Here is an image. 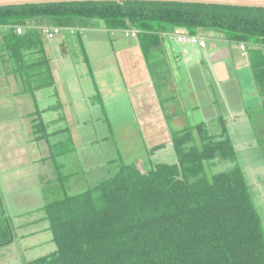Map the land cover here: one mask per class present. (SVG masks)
Here are the masks:
<instances>
[{"label":"trees","instance_id":"obj_1","mask_svg":"<svg viewBox=\"0 0 264 264\" xmlns=\"http://www.w3.org/2000/svg\"><path fill=\"white\" fill-rule=\"evenodd\" d=\"M102 26L109 31H139L136 38L147 59L168 29H184L192 36L201 31L227 33L234 45L251 50L264 45L263 8L86 2L0 7V28L7 29L0 52L17 65L13 69L26 91L28 83H34V94L54 84L45 56L47 44L37 29L58 27L74 34ZM17 28L23 29L22 35ZM251 52V70L261 97L256 118L261 121L264 54ZM27 55L40 57L23 67ZM259 143L264 146V140ZM173 148L176 162L171 165L150 162L146 171L133 163L123 165L88 192L46 206L41 210L48 225L44 232L51 233L57 252L26 264H264L263 223L236 164L225 124L219 137L210 136L203 125L174 136ZM157 149L150 151L149 158ZM214 161L235 165L208 178L206 166ZM5 241L0 231L1 247Z\"/></svg>","mask_w":264,"mask_h":264},{"label":"crops","instance_id":"obj_2","mask_svg":"<svg viewBox=\"0 0 264 264\" xmlns=\"http://www.w3.org/2000/svg\"><path fill=\"white\" fill-rule=\"evenodd\" d=\"M34 26L30 25L35 29ZM6 30L0 28V36L6 33ZM106 31L102 26L95 31L81 32L84 54L82 61L88 68L91 67L86 75L88 81L83 82V90L76 83L69 81V76L63 73V67L59 66L57 57L48 45L45 56L49 61L48 67L54 81L52 87L48 86L49 81L46 79L48 87L35 90L33 94L32 82L28 83L29 88L26 91L25 82L20 79L19 84L17 79L11 73L6 74L0 65V159L1 148L18 149L12 156L5 158L6 165L14 171L17 170L10 182L23 180L26 184L31 178H42L45 187L51 191L54 186L62 189L64 182L60 180L66 179L68 173L64 177V169H60L63 164L68 165L72 161L75 163L77 158H85L88 166L86 167L91 174L99 169L103 171L104 178L109 177H96L92 180V175L86 179L78 175L70 176L67 184L72 186L66 190L68 194L79 192L82 188L86 193L91 190L89 186L94 181L102 183L117 174L123 164L114 166V148L104 152L102 147L103 144H108L109 139L114 138L111 127L105 122L106 119L111 120L113 112L117 115L115 121L122 119V126L116 124L122 132L135 127L133 134L138 135L136 141L144 154L145 151L158 148L151 158L143 155L136 159L134 162L137 168L145 160V164L163 163L167 154L173 155L169 158L175 163L176 156L171 152L174 151V136L182 135L188 130H196L200 125L205 127L210 136L219 137L222 135V124H225L232 144L238 143L237 137H247L248 133L254 130V127L248 124L250 120L247 112L254 107L260 110L261 99L251 96L250 103L242 105L241 98L251 89V83L243 78V74L239 76L240 72L247 73L246 69L251 70L248 48H245V52H242V46H239L240 50H234L235 45L229 38L222 34L217 37L210 36V31L198 32L195 35L205 39V49L182 44L178 42L177 36H187L191 33L180 29L173 34H161L159 38L162 44L150 56L151 59H147L137 38L126 37L123 31H109L110 34ZM90 33L99 35V40L89 36ZM65 45L64 43L63 46ZM234 86L240 91V99L236 96L234 101L229 102L228 99L232 98L235 92ZM227 94H231L229 98ZM163 97L167 98L162 101ZM120 98H123L124 102L117 101ZM94 99L98 100L97 104L93 103ZM91 109L102 111L106 117L96 116L94 120L91 116L93 122L88 120L87 115ZM25 118L31 122L26 125L28 130L20 132L17 126L22 124ZM128 120H133L134 124H129ZM256 121L258 122L257 118ZM39 123L42 127L35 132L34 128ZM86 124L90 125V138H85L81 133ZM257 126L260 133L255 138L264 137L262 125ZM104 128L109 134L102 140L98 131ZM210 129L217 132H211ZM1 132L12 133L9 137L14 138L11 141L14 145H5L6 141H3ZM197 132L194 133L195 139L199 138ZM118 136L120 137L119 134ZM235 137L237 139H232ZM199 145L200 142L197 143V146ZM245 146L248 147L249 144ZM234 149L237 153L239 148L236 146ZM157 153H163L165 156L163 159L153 160ZM219 163L221 162L214 161L209 165L214 167ZM98 164L100 166L97 167ZM145 164L141 168L144 171L150 165ZM236 164L239 166L237 162ZM209 165L206 168L210 167ZM97 183L95 187L98 186ZM20 190L27 193L28 189L22 187ZM43 219L42 217L38 221L26 222L25 225L31 228L45 223L46 229L48 225ZM44 231L40 233L47 232ZM37 233L34 230L23 236V239L36 236Z\"/></svg>","mask_w":264,"mask_h":264},{"label":"rangeland","instance_id":"obj_3","mask_svg":"<svg viewBox=\"0 0 264 264\" xmlns=\"http://www.w3.org/2000/svg\"><path fill=\"white\" fill-rule=\"evenodd\" d=\"M48 25H52L50 21H46ZM140 30V26L138 27ZM152 29L157 30L158 28L156 26H153ZM187 31V30H185ZM139 32V31H138ZM204 32V31H201ZM94 33V32H93ZM107 34L109 33V30L106 31ZM166 33L173 34L176 33V30L174 29H168L166 30ZM219 34H222L228 38L229 34L227 33H220L216 31H210V36L217 37ZM89 36H94L97 41L99 40V35H94L92 33L89 34ZM97 36V37H96ZM82 33H74L71 34L69 31H64L61 36L56 38L54 41H50L48 43H45L48 45V48L54 52L56 58V61H58L59 66L63 67L62 71L66 76H69V81L76 83V85H79L82 89L85 85L83 82L88 81L87 72L91 70V67H87L86 63L82 61V58L84 57L83 51H82ZM2 41V36H0V42ZM66 44L63 46V44ZM68 44V45H67ZM256 45V44H255ZM85 46V44H84ZM115 47V46H114ZM228 48H230L228 46ZM248 48V56L249 58L252 55L251 51H260L259 55L264 54V45L263 49L261 47L259 48ZM234 50H240L239 46H234ZM66 52V53H65ZM1 53V59H0V65L2 66V70L8 74L11 73L13 77L17 79V82L20 84V77L18 74L15 73L16 64L14 62L10 61L9 55L7 53ZM251 53V54H250ZM67 55V56H64ZM87 56V55H86ZM40 55L36 56H28L27 59L25 58V62L21 63L23 66L24 64H29L32 60L39 58ZM151 59V57H150ZM259 61V59H258ZM24 67V66H23ZM14 68V69H13ZM88 68V69H87ZM245 70V69H244ZM246 72H240L239 76L241 74L244 75V79L248 80L251 83V89L244 93V97L241 98V103L247 104L250 103L251 96L258 98V100L261 99L259 92L256 88L254 79H253V73L251 70L246 69ZM42 80V79H40ZM34 82V81H33ZM233 80L231 81V86H233ZM31 83V82H30ZM34 86V83L32 85ZM235 87V86H234ZM84 89V88H83ZM82 89V90H83ZM258 93V95L256 93ZM231 94H227V98L230 97ZM240 99V91L235 87V92L233 94V97L228 99L230 101H234L235 98ZM167 98L163 97L161 99L162 101ZM131 99V98H130ZM122 100V101H121ZM81 101V100H79ZM93 101V100H92ZM117 101L124 102L123 98L118 99ZM26 102H29L26 100ZM98 100L94 99L93 103L97 104ZM172 102V100H170ZM168 104V103H167ZM237 106V105H236ZM237 108V107H236ZM259 109L257 107H254L249 110V120L248 124H250V127H254L253 131H250L248 133L247 137H237L238 143L233 144V147L238 146V152L236 153L237 163L239 164L240 168L243 171L244 177L246 179V182L248 186L251 188L252 192V202L254 207L256 208L258 214L260 215V218L263 223V229H264V146L261 147L260 140H264V137H257L260 131L258 124L264 125V120L256 121V117L259 116L260 112H258ZM94 114V115H92ZM245 114V112H244ZM93 116L94 120L96 119V116L98 118H105V114L102 113V111H93L90 110V113L87 115L88 120L90 121L93 119L91 118ZM112 116V115H111ZM126 115L124 114L123 117ZM117 115H114L111 120L107 121L105 120L106 125L111 127V133L113 132L114 138L108 140V144H103L102 147L106 152L109 148H114L112 159L114 160V166L116 165H128L132 162L136 161V159H139L140 156H149L152 153L150 151H145V154L140 150L139 142L136 141L138 135L135 136V127L130 128L129 130H124L122 132V129L116 127L117 125L122 126V119L115 121ZM253 119V120H252ZM252 121H254L252 123ZM31 120L28 118H25L22 124H19L17 128H20V132H24L28 130L26 128L27 124H30ZM87 122V121H86ZM129 124L133 125V120H128ZM170 122V120L168 121ZM109 123V124H108ZM126 124V123H125ZM211 132H217L215 129H210ZM264 130V128H261V131ZM16 133V131H13ZM100 134L102 135V140L106 137L109 132L106 128L99 129ZM82 135L85 138L91 137V131H90V125L86 124L84 128L81 130ZM12 134V133H11ZM11 134H5L4 132H1V136L4 138L3 141L5 142V145H14L12 144L13 137H9ZM120 135V137L118 136ZM105 135V136H104ZM67 138V137H66ZM232 138V139H237ZM259 140V141H258ZM19 141V139H18ZM196 143L200 142L201 139H196ZM233 141V140H232ZM21 142V141H20ZM136 143V144H135ZM135 144V145H134ZM246 147L245 145H248ZM4 145V148H6ZM134 145V146H133ZM18 146V145H16ZM133 146V147H132ZM245 146V147H244ZM131 147V148H129ZM129 148V149H128ZM200 148V147H199ZM63 149H67L63 147ZM122 149V150H121ZM128 149V151H127ZM16 150L18 149H3L1 148V159H0V231L4 234V239L6 240L4 243H7L1 247L0 245V264H26L33 262L37 259L51 256L52 254L57 252L56 245L52 242V235L50 232L46 233H40L41 231L45 230L46 224H38L35 227L27 228L25 225L26 222L30 221H38V219L42 218L44 215L41 210H43L46 206L63 200L65 197L68 196H78L84 191L81 189L79 192H75L74 194L68 192L69 187H71V184H67L70 181V176L78 175L82 178L91 177L92 180H95L96 177H99L97 179H106L104 178L103 171H99V169H96L91 174L87 169V163L85 158L75 159V163L72 161L68 165L63 164L60 170H63V175L65 177V174L68 173V176L65 177L66 179H61V182H64L62 186L64 188L60 189V187L54 186V189L51 191L50 188L45 187L44 180L42 178H31L28 180V182L25 184L24 181L20 180H13L10 182V179L12 176L16 173V171L12 170L6 165V156L13 155L14 152L16 153ZM119 152V153H117ZM174 152V151H171ZM67 153V151H66ZM156 153V152H155ZM165 156V154H156V157H153V160H157ZM173 155H168L164 159V164H170L174 163L172 161ZM147 159V158H146ZM146 161V160H145ZM145 161L140 163L139 170H142L143 164H145ZM135 164V162L133 163ZM149 163L146 162L145 166H148ZM87 166V167H86ZM97 167L100 166V164L96 165ZM206 168V173L208 178H212L218 174L221 173H227L230 170L233 169V165L229 164L227 162H221L217 164L216 166ZM101 170V169H100ZM113 174V173H112ZM111 174V175H112ZM68 178V179H67ZM74 181L77 182V179ZM106 180H103V182ZM96 181H94L92 184H90L89 189H92L96 185ZM101 182L97 183L99 185ZM89 185V184H88ZM26 187L27 193H24V191L20 192V188ZM88 187H85V189ZM67 193L68 195H66ZM73 194V195H72ZM23 219H19V218ZM17 219L19 221H17ZM19 228H21L19 230ZM19 230V231H18ZM34 230H36L38 233L36 236L24 238L23 236H27L28 234L32 233Z\"/></svg>","mask_w":264,"mask_h":264},{"label":"water","instance_id":"obj_4","mask_svg":"<svg viewBox=\"0 0 264 264\" xmlns=\"http://www.w3.org/2000/svg\"><path fill=\"white\" fill-rule=\"evenodd\" d=\"M86 2H160L179 4H202L240 8H263L264 0H0V7H18L29 5L86 3Z\"/></svg>","mask_w":264,"mask_h":264},{"label":"built area","instance_id":"obj_5","mask_svg":"<svg viewBox=\"0 0 264 264\" xmlns=\"http://www.w3.org/2000/svg\"><path fill=\"white\" fill-rule=\"evenodd\" d=\"M64 29L58 28V27H40L37 29L42 35V37L45 39V41H54L56 38H58ZM16 33L18 35L23 34L22 28H17ZM72 33V32H71ZM134 37V33L132 34ZM177 40L180 43L184 44H192V45H198L200 48L204 49L206 47V42L204 40H201L198 37H188V36H177ZM242 52H245V48L242 47Z\"/></svg>","mask_w":264,"mask_h":264},{"label":"clouds","instance_id":"obj_6","mask_svg":"<svg viewBox=\"0 0 264 264\" xmlns=\"http://www.w3.org/2000/svg\"><path fill=\"white\" fill-rule=\"evenodd\" d=\"M123 33H125V36L126 37H131V38H136V36H137V34H138V31H136V30H128V31H123ZM134 33V37L132 36V34ZM179 36V35H178ZM188 37H198V38H200L201 40H204L205 41V39L204 38H201V37H199V36H192V35H187ZM56 40V39H55ZM44 41H45V39H44ZM45 42H48V41H45ZM206 42V41H205ZM180 43V42H179ZM182 44H184V43H182ZM190 45H192V44H190ZM194 46H198V45H194ZM206 46H207V43H206ZM199 47V46H198ZM206 48V47H205ZM204 48V49H205ZM245 48V47H244ZM202 49V48H201Z\"/></svg>","mask_w":264,"mask_h":264}]
</instances>
